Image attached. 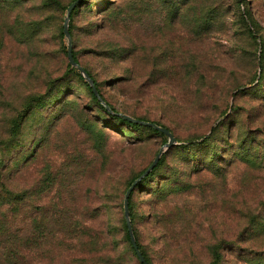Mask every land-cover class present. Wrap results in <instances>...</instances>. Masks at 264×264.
Wrapping results in <instances>:
<instances>
[{"label": "rangeland", "instance_id": "rangeland-1", "mask_svg": "<svg viewBox=\"0 0 264 264\" xmlns=\"http://www.w3.org/2000/svg\"><path fill=\"white\" fill-rule=\"evenodd\" d=\"M41 1L22 7L0 0V172L25 191L20 217L0 218V264H138L121 244V213L109 215L105 234L104 224L88 217L89 198L91 191L114 193L112 204L121 203L167 136L108 115L75 71L66 70L65 36L38 43L37 52L36 40L25 36L38 30L27 23L25 6L39 8V30L57 37L70 2L53 0L46 9ZM106 17L128 31L132 64L125 55L102 56L118 40V31L102 30ZM70 25L73 52L103 97L177 138L131 195L141 243L158 250L146 217L150 195L140 189L171 181L173 189L180 185L166 198L176 212L174 232H185L186 243L232 237L248 220L245 212L260 211L264 199V160L257 167L243 162L251 158L248 147L264 144V0H84ZM125 39L116 43L123 47ZM129 67L132 82L123 77ZM46 193L51 198L42 202ZM198 258H205L199 245Z\"/></svg>", "mask_w": 264, "mask_h": 264}, {"label": "trees", "instance_id": "trees-1", "mask_svg": "<svg viewBox=\"0 0 264 264\" xmlns=\"http://www.w3.org/2000/svg\"><path fill=\"white\" fill-rule=\"evenodd\" d=\"M12 1L17 2V5H19L20 3L21 4L23 3L21 5L23 7L28 0H12ZM71 1L72 0H70V2ZM83 1L84 0H81L78 4H76V6L72 9V11L70 13V18H69V23H68V29H69L70 36L72 35L70 22H71V19L73 16V12H74V10H76V8H78L81 5V3ZM53 3H54L53 0H42L40 4H41L42 8L47 9V7L49 8V6H52ZM104 7H103V9H104ZM34 9H39V8H35V7L31 8L30 7L28 9L25 6V8L23 10V14L28 18L31 17L29 19L30 21H28L27 23L28 24H37L38 30L33 25L32 28H35V30L31 29L27 34H25V36L28 39L30 38V41L36 40L37 44L35 47H36V50L38 52V50L42 51L41 48L43 46L47 45V43H49V40L51 38L56 40V38L63 37L64 34H63L61 27H59L57 37L55 34H48L46 32H43L42 30H39V24L43 21V19H42L43 17L42 18L36 17V19H34L35 18L34 16H36V11H34ZM29 10L31 12H33V15H29V13H28ZM109 10H110V7L106 6L103 12H107ZM123 10H125V9H123ZM105 21L103 22V20H102V30L107 29L108 32H112V34L114 33L113 31H118V26L115 24L116 23L115 19H113L112 17H106ZM98 29H99V27H97V26L94 27L95 32ZM127 35H129L128 31L119 30L118 34H117L118 38H116V40L118 39L119 41H121V40H124L126 38L125 40L127 43H125V41L122 42V44H123V47H122V46H120L119 43H116L118 40L116 42L114 41V43H111L110 46L107 45V46H105L104 49H102V56L111 57V55L112 56H114V55H117V56L125 55L124 59L125 60L128 59L130 61V64H132V62L134 60L133 56H134L135 52L133 50L134 48L131 47L132 41H130V39ZM38 43H40V45H42V47H39ZM55 43H57V45H58L57 41ZM114 46H116V47H114ZM112 48H115V49H112ZM117 49H119V50H117ZM63 51L66 55V49H64ZM72 53H73V57L76 60V62H78V64H80L77 57L75 56V53L73 52V49H72ZM80 65L83 66L84 69L86 70V72L90 75V77L93 80L94 86L96 87V89L98 91V94L103 99V101L106 104H108L111 111H108L105 108V106L99 101L97 96L93 93L90 84L80 74L78 68L75 66H72L68 62V60L66 62V70L68 72L75 71L77 76L84 83L85 89L87 92H89L91 98L94 101H96L106 111V113L108 115H110L112 118L116 119L118 122H120L123 125L135 127V128L144 127V128H147L153 132L164 134V133H162V132H160V131H158V130L150 127V126H147V125H144V124H141L138 122L130 121V120H127L126 118L120 116L118 113L127 114L130 117L135 118V119L144 120V121H151V122H155L156 124H158L160 126H164V125L158 123L157 121L145 119L143 117H139L137 115H134L133 113H129L126 111H117L109 103V101H107L103 97V95L101 94V92L97 86V80L94 77V75L87 69V67H85L82 64H80ZM131 67L127 68L128 69L127 74H125V76H123V77H125V79L129 80V82H132L133 77H134V74H133L134 70L131 69ZM33 99H35L34 96L28 97L27 105H29L31 103V100H33ZM13 123L16 127L19 124L18 121L13 122ZM164 127H166V126H164ZM166 128L176 138L173 131L171 129H169L168 127H166ZM215 129H216L215 127H212L211 132H213ZM210 135H211V133L208 136H204L203 142L207 141L209 139ZM194 138H198V136L188 139L186 142L187 144L185 143L186 146L193 145L195 143ZM176 140H177V138H176ZM244 150L246 151L247 148H244ZM247 151H249L251 153V158H248L247 161L243 160V162L246 164L249 163L250 166H254V167L261 165V163L264 160V144H261L258 142L256 144V146L248 147ZM165 155H166L165 152H163L160 155V157H159L156 165L153 167V169L136 184L135 188L131 191V193L129 194V197H128V209H129V216H130V221H131V225H132V231H133V234H134V237L136 240L137 247L141 251L142 255L144 256V258L146 259L148 264H165V263H168V264H264V199L258 203V207H260V209H259L260 211L249 210V211L245 212L244 216L248 220L246 222H244L243 224L236 226L233 229V233H232L233 236L232 237L217 238L213 241H208V242L207 241H196L195 239H191L189 242L186 243V239H185L186 237L184 234H182L185 232H174L173 231V227H175V224L172 223V219L174 218V214L176 212L174 211V209L173 210L169 209V207L166 204V202H167L166 198L168 197V195L170 193H172L173 191H178V189L180 190V188H179L180 185H178L179 183H177V182H175V185H176L175 187H177V188H174V189L172 188V181L166 185L159 184V185H157V187L155 189H153V188H149L147 190L145 188L140 189V191H147V193L150 195L149 199L151 200V206L147 212L146 217H147V222H149L151 227H152V228H150V230H153V239H152L154 241L153 243H156L157 248H158V250H156L155 252H153L154 250H150V252H149L148 247L150 246V244L147 245V244L141 243V241L139 239L140 237L138 235V232H137L135 225H134V222H133V210L131 207V195L136 188L142 187V185H144V183H146L149 180V178L155 173L159 164H161V162L163 161ZM2 166H3V164L1 162L0 169L2 168ZM143 170H141L128 183L127 187L130 185V183L137 176H139L143 172ZM9 174L5 175V174H2V172H0V218L6 219L9 217H12L14 220H16L18 217H20L21 209H22V206L24 204L25 191L21 187H11L9 185V183H10L9 182L10 181V175ZM126 188H125V190H126ZM125 190H124V192H125ZM91 192L92 193H91V197L89 198V200H90V205L92 204V207H90L91 209L88 210V214H89L88 217L90 219H93V218L99 219V221H101L102 224H104V226H105V234L108 233V235H109V232H110V230H109L110 229L109 215H111L112 217L113 216L118 217V215L120 216V213H121V225H120L121 230H122L121 244L125 245V254L127 255V257L130 259H132V258L136 259L138 264H141L137 258L135 250H134V248L130 242V239H129L127 226H126L125 219L123 216L122 202L119 204H115V206H114L112 204L114 202L111 201V200H114V193L110 194V195H106L105 193H103L101 196H98L96 193L93 195V191H91ZM44 198H51V197L48 196V194L46 193V194H44V196H42V198H40V200H42V202H43ZM109 199H110L111 203L109 202ZM47 203L50 204L49 207H48V205H46ZM47 203H42V205H43L44 209L46 207H48V211H49V208L52 204L50 201H48ZM50 210H51V208H50ZM261 210H262V212H261ZM48 211L46 209L42 211V218L43 219L49 217V215H47ZM171 215H172V217H171ZM193 230H196V229L193 228ZM244 234H245V236L243 237ZM107 244H110V243L108 242ZM197 245H199V247L201 249H203V252H205V258L194 259V258H196ZM117 264H121V263L118 262Z\"/></svg>", "mask_w": 264, "mask_h": 264}, {"label": "water", "instance_id": "water-1", "mask_svg": "<svg viewBox=\"0 0 264 264\" xmlns=\"http://www.w3.org/2000/svg\"><path fill=\"white\" fill-rule=\"evenodd\" d=\"M80 1L81 0H72L67 5V7H66V14H65V16L63 18L62 31H63L64 36L67 38V48H66L67 60H68V62L72 66H75V67L78 68L80 74L90 84L93 93L97 96V98L99 99V101L105 106V108L108 111H111V109L108 106V104H106L103 101V99L100 97V95L98 94V91H97L96 87L94 86L93 80L90 77V75L86 72V70L84 69L83 66H81L80 64H78V62H76V60L73 57V53H72V40H71V36H70V33H69V29H68V23H69L70 13H71L72 9ZM118 114L120 116L126 118L127 120L134 121V122H138V123H141V124L150 126V127L154 128V129H156V130L164 133L167 136V141L163 144V146H161L159 148V150L157 151L156 155L154 156V158L152 159V161L149 163V165L126 188V190H125V192L123 194V199H122L123 216H124L125 223H126V226H127V231H128V235H129L130 242H131V244H132V246H133V248L135 250V253L137 255V258H138L139 262L141 264H148V262L146 261V259L142 255L141 251L137 247L136 240H135V237H134V234H133V231H132V225H131L130 216H129V209H128V197H129V194L131 193V191L135 188L136 184L153 169V167L156 165V163H157L160 155L162 154V152L164 150L168 149L169 147H171L173 144L176 143V138L173 136V134L166 127L160 126V125L156 124L155 122L135 119V118H132L129 115L123 114V113H118Z\"/></svg>", "mask_w": 264, "mask_h": 264}]
</instances>
